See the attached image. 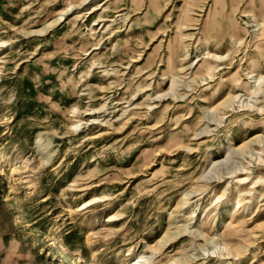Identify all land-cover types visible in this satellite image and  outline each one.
I'll return each mask as SVG.
<instances>
[{
	"label": "rangeland",
	"instance_id": "obj_1",
	"mask_svg": "<svg viewBox=\"0 0 264 264\" xmlns=\"http://www.w3.org/2000/svg\"><path fill=\"white\" fill-rule=\"evenodd\" d=\"M248 16L264 0H0V264H264Z\"/></svg>",
	"mask_w": 264,
	"mask_h": 264
},
{
	"label": "bare ground",
	"instance_id": "obj_2",
	"mask_svg": "<svg viewBox=\"0 0 264 264\" xmlns=\"http://www.w3.org/2000/svg\"><path fill=\"white\" fill-rule=\"evenodd\" d=\"M103 1V0H102ZM108 2V1H107ZM135 2V1H134ZM94 10H96V8H94ZM67 12H69V11H67ZM129 13V12H128ZM91 14V13H90ZM249 17V19L254 23V24H256V26L255 27H258V29H257V31H259V30H261V29H264V20L263 21H258V19H256L255 18V16H248ZM117 19V18H116ZM87 26V25H86ZM230 26H228V28H227V30H230V29H232L231 27L229 28ZM237 32V30H236V28H235V26H234V34H233V39H232V41H233V43L235 44V45H238V44H240L241 42L237 39V38H235V33ZM93 52V51H92ZM220 60V59H222L221 58V56L220 55H218V54H212V53H210V52H207L206 53V56H203L201 59H199L198 60V62L196 63V66H198V65H202V64H204V63H209V61L211 62V64H215V62H216V60ZM205 60V61H204ZM203 61V62H202ZM264 61V60H263ZM252 62L253 63H251V65L252 66H257L258 64H257V61L256 60H252ZM201 63V64H200ZM201 70H202V67L201 66H198V69H197V73H199V72H201ZM255 72V67H251V71L248 73V77H250V78H252V79H254V87H252V89L250 90V94L252 95V96H257L258 94H260L263 90H264V74H260V73H258V74H255L254 73ZM176 82V78L173 76V83H175ZM243 96L244 95H242V94H236V95H232V96H230V102H233V101H236L237 99H239V101H241V98H243ZM228 103H229V101H228ZM241 104V103H240ZM252 107V106H251ZM76 127V126H75ZM262 139H263V136H259V138H257V139H255L254 141L255 142H257V143H261L262 144V149H261V151H263L264 152V141L262 142ZM246 148V146H244V147H238L237 148V151H244V149ZM257 151V150H256ZM258 154H260V152L258 153ZM259 158H261V157H259ZM262 162H264V160H262ZM23 163H27L26 161H23ZM219 163V162H218ZM247 169L245 168V167H242L241 169H237V170H234V171H232L231 173H233V174H247V171H246ZM241 171V172H240ZM16 172V170L13 168V167H11V173H15ZM239 172V173H238ZM238 175H236L235 177H233V180H235V184L236 185H240L241 187H243V185L245 186V184L247 183V180H248V177L247 178H242V177H238ZM257 178V177H256ZM258 179H260V178H258ZM257 183V182H256ZM225 186V185H224ZM229 185L225 188V190H224V193H223V195L222 196H224L225 194H229L230 192H229ZM248 189H250V188H248ZM241 191H239V193H240ZM248 194H249V192H247ZM246 193V194H247ZM186 196H185V199L187 200L188 198H187V195H188V193H186L185 194ZM96 200H99L98 199V197H96V198H93V199H91V200H89V201H87V202H85L83 205L86 207V209L87 208H89V207H91V206H93V204L95 203L94 201H96ZM227 200V199H226ZM109 201V200H108ZM241 201L238 199V204L240 203ZM228 213V212H227ZM116 216H114L113 218H115ZM223 245V250H225V251H229V248H228V246H226V245H224V244H222ZM219 248H221V247H219ZM143 259H146V260H148L147 259V257L146 256H144V255H141L139 258H137V259H135L134 261H132V264H145L144 262H146V261H144ZM150 264H152V262L150 261L149 262ZM131 264V263H130ZM166 264H173V263H166Z\"/></svg>",
	"mask_w": 264,
	"mask_h": 264
}]
</instances>
